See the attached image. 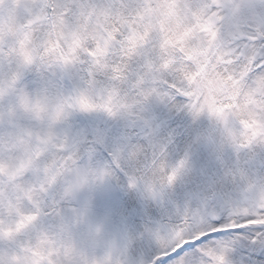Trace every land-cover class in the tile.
Returning <instances> with one entry per match:
<instances>
[{"label":"snow or ice","instance_id":"6c2138e0","mask_svg":"<svg viewBox=\"0 0 264 264\" xmlns=\"http://www.w3.org/2000/svg\"><path fill=\"white\" fill-rule=\"evenodd\" d=\"M0 264H264V0H0Z\"/></svg>","mask_w":264,"mask_h":264}]
</instances>
